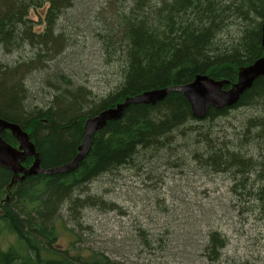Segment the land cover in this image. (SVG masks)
Here are the masks:
<instances>
[{
	"label": "trees",
	"instance_id": "trees-1",
	"mask_svg": "<svg viewBox=\"0 0 264 264\" xmlns=\"http://www.w3.org/2000/svg\"><path fill=\"white\" fill-rule=\"evenodd\" d=\"M80 1L0 0V57L30 48L28 56L24 53L11 63L4 64L0 58V118L17 124L29 135L42 169L70 162L84 139V121L114 108L125 98L184 85L196 75L233 84L239 69L263 54L264 0H116L114 5L106 4L115 14L113 27L108 24V30L101 31L104 35L93 38L100 45L103 65L116 67L118 83L97 99L79 83L75 70L60 65L64 58L56 59L72 46L70 40L55 35L57 24L62 20L73 24L79 12L66 20L65 15L76 12L78 5H83ZM105 3L96 0L93 9ZM115 4L122 7L115 8ZM44 6V30L33 32L29 12ZM84 31L90 37L88 24ZM39 82L46 87H40L44 106H36L32 95ZM239 109L253 113L241 125L216 124ZM2 138L16 146L7 131ZM252 145L264 148V76L243 93L236 105L221 110L210 108L201 120L193 118L187 102L176 92L155 105H129L120 119L107 122L92 136L87 155L70 173L28 176L13 184L8 195L13 176L0 167V200L8 195L0 205V234L5 232L14 241L6 250L0 249V264H113L104 252H93L88 260L56 249V224L65 227L63 212L78 223L80 209L111 210L112 203L90 194L87 188L105 177L113 180L123 168L134 170L136 177L153 173L163 177L174 171L182 176L198 171L226 173L237 183L231 192L241 203L262 200L264 154L248 156L244 149ZM32 162L28 157L22 165L28 168ZM250 180L249 190L245 186ZM196 208L202 210L198 205ZM176 213L165 207L160 211L163 217ZM170 222L176 229L180 226L175 218ZM183 225L184 236L189 237L184 244L171 235L167 224L158 228V235L139 230L144 248L140 253H148L149 264L177 261L186 255L189 246L199 251L196 260L219 259L226 246L219 232L202 231L203 235L199 231L197 235L196 228L194 233L186 232L196 223ZM71 231L79 242V236ZM195 235L200 240L204 236V241L190 240Z\"/></svg>",
	"mask_w": 264,
	"mask_h": 264
},
{
	"label": "rangeland",
	"instance_id": "rangeland-1",
	"mask_svg": "<svg viewBox=\"0 0 264 264\" xmlns=\"http://www.w3.org/2000/svg\"><path fill=\"white\" fill-rule=\"evenodd\" d=\"M114 1L116 0H101L102 4L106 2L102 6L105 9H101L102 7L93 9L96 0H81L83 5H78L76 12L69 11L65 15L66 20L79 12V18L74 19L73 24L62 20L57 24L55 33V35H62L66 38L65 40H70L73 46L56 59L64 58L60 65H65L64 69L75 70L79 83L85 85L97 99L105 96L118 83L116 67L103 65L104 59L101 57L100 45L97 39L93 38L96 34L104 35L101 31L108 30L106 27L108 24L113 27L115 14L107 9L106 4L112 2L114 5ZM116 7H122V5L115 4ZM100 9L103 11L101 15H99ZM45 12L46 6L29 12L28 18L32 21L33 32L41 33L44 30ZM87 24L92 31L90 37L84 31ZM84 34L87 37H83ZM29 52L30 48L27 47L24 51L22 49L18 53L2 55L0 58L4 64L11 63L14 58L18 56L19 59L24 53H26L24 56H28ZM35 85L32 92V95L36 97H33L35 104L44 106L40 87L44 90L46 87L40 82ZM252 113L253 110L239 109L228 119L220 120L216 124L227 127L241 125ZM226 131L232 132L230 129ZM244 152L248 156H256V153L264 154V148L255 149L252 145L247 146ZM137 175L134 170L123 168L116 173L115 177L113 176V180L111 177H105L101 179L102 181L91 183L87 188L89 193L103 196L105 201L113 204L111 210H102V207L80 209L77 213L78 223L70 221L67 213L63 212L65 227L57 222L58 239L54 247L65 251L70 257L91 260L93 252H104L113 264H149L148 253H140L141 250L144 251V248L140 245L142 238L139 236V230L158 235L161 232L158 228L167 224L171 235L178 237L179 242L184 244L189 237L184 236L183 223H188L187 226L196 223V227L192 226L186 232L194 233L196 230L198 235L199 231L203 234L202 231L214 230L225 239L226 246L220 251L218 260L211 262L209 259L200 257L196 260L199 251L189 246L186 249V255L178 258L181 262L164 260L151 263L264 264V199L241 203L238 195L231 192L236 182H233L230 174L215 175L198 171L190 176H182L174 171V174H165L168 175L166 178L165 175L160 177L158 173L149 175L150 178L143 175L136 177ZM115 181L117 184L113 186L112 182ZM251 183L252 180L247 182L246 189H251ZM13 189L14 187L11 186L7 194L9 195ZM5 198H1L0 205ZM197 205L202 210L196 208ZM233 205L236 207L234 210L231 208ZM164 207L166 210H175L179 213L175 216L172 214L169 217H163L160 211ZM206 214L209 215L206 217ZM173 218L177 219L180 225L177 229L173 227L175 224L170 222ZM203 221L207 222L204 223L205 226H201ZM219 222L222 223L221 226ZM206 224L210 225V228L207 229ZM71 230L79 236V242ZM197 235L190 237V240L204 241V236L201 235L200 240ZM12 239L11 235L2 232L0 249L6 250Z\"/></svg>",
	"mask_w": 264,
	"mask_h": 264
},
{
	"label": "water",
	"instance_id": "water-1",
	"mask_svg": "<svg viewBox=\"0 0 264 264\" xmlns=\"http://www.w3.org/2000/svg\"><path fill=\"white\" fill-rule=\"evenodd\" d=\"M261 48L262 56L251 65L239 69L237 80L233 84H229L225 80H215L207 75H196L187 84L151 90L125 98L114 108L103 110L97 115L87 118L83 124L85 136L75 157L70 162L51 169L41 168L38 154L29 135L17 124L0 118V167L9 171L13 176L9 187L20 183L28 176L67 174L74 171L87 155L92 136L103 130L107 122L120 119L129 105H155L162 101L167 94L176 92L183 96L193 118L198 120L203 119L210 108L221 110L236 105L243 93L249 90L256 80L264 76V20L261 27ZM6 131L15 140L17 147H13L3 140L2 134ZM28 157H31L33 162L30 167L26 168L22 164Z\"/></svg>",
	"mask_w": 264,
	"mask_h": 264
},
{
	"label": "flooded vegetation",
	"instance_id": "flooded-vegetation-1",
	"mask_svg": "<svg viewBox=\"0 0 264 264\" xmlns=\"http://www.w3.org/2000/svg\"><path fill=\"white\" fill-rule=\"evenodd\" d=\"M14 140V139H13ZM15 141V140H14ZM12 146V145H11ZM14 147V146H13ZM15 147H17V145L15 146Z\"/></svg>",
	"mask_w": 264,
	"mask_h": 264
},
{
	"label": "bare ground",
	"instance_id": "bare-ground-1",
	"mask_svg": "<svg viewBox=\"0 0 264 264\" xmlns=\"http://www.w3.org/2000/svg\"><path fill=\"white\" fill-rule=\"evenodd\" d=\"M115 107V106H114ZM9 133V132H8ZM33 160V159H32ZM40 175V174H39Z\"/></svg>",
	"mask_w": 264,
	"mask_h": 264
}]
</instances>
